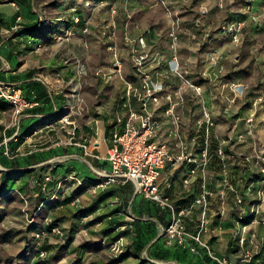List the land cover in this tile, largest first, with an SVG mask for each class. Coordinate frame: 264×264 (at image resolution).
<instances>
[{
	"label": "crops",
	"instance_id": "obj_1",
	"mask_svg": "<svg viewBox=\"0 0 264 264\" xmlns=\"http://www.w3.org/2000/svg\"><path fill=\"white\" fill-rule=\"evenodd\" d=\"M244 2L0 0V83L14 84L30 105L15 113L12 106L0 104V222L6 217L17 220L8 207L21 204V230L15 237L23 251L21 264H218L213 255L226 264H264L263 245L249 244L253 231L248 224L257 214L264 216V175H257V181L247 179L249 169L242 165L253 159L260 172L264 167V151L258 153L250 144L264 142V88L251 96V84L241 75L245 59H254L264 80V32L250 33L249 22L247 42L237 47L221 31L222 25L248 19ZM253 4L264 11V0ZM40 14L49 17L42 21ZM172 34L178 37L174 49ZM125 37L150 56L148 70L164 86L160 104L152 107L161 123L158 141L168 142L174 154L179 152L178 137L191 149L197 143L204 148L206 117L215 125L209 135V163H202L203 148H186L196 163L160 171L161 193L177 211L186 210L187 231L200 234L210 252L200 246L192 252L190 239L184 246L169 244L165 231L171 211L145 199L133 183L96 186L99 173L111 168L106 158L117 117L123 118L124 130L129 115L141 112L134 97L129 107L121 104L127 88H139L141 78L131 63L133 44ZM97 56L112 62L106 68L114 73L111 80L98 78L100 85L89 87L88 71L82 81L77 78V63L93 62ZM159 57L164 61L155 62ZM173 59L185 73L170 72L168 62ZM233 84L245 85V95L235 97ZM168 95H173L171 102ZM79 98L85 105L76 115ZM253 101L259 104L250 110ZM173 103L182 125L194 122L200 127L191 140L169 133L172 123L166 111ZM252 111L259 112L258 134L250 133L252 125L246 122ZM65 118L68 125L63 124ZM222 147L227 150L223 163L216 153ZM235 148L242 152L239 168L229 161L228 151ZM227 180L236 183V193L225 191ZM210 191L215 195L206 197L204 207L196 205ZM237 196L250 199L247 204L252 206L241 212ZM203 219L208 220L204 230ZM37 233L43 234L37 248L48 252L45 259L32 250ZM118 240L124 250L114 258L110 251Z\"/></svg>",
	"mask_w": 264,
	"mask_h": 264
},
{
	"label": "built area",
	"instance_id": "obj_2",
	"mask_svg": "<svg viewBox=\"0 0 264 264\" xmlns=\"http://www.w3.org/2000/svg\"><path fill=\"white\" fill-rule=\"evenodd\" d=\"M245 14L248 15L247 20H240L231 22L221 26V31L227 35L231 41L237 46H241L245 42L246 29L248 22L254 23L258 27L264 26V14L257 13L254 7L247 3L245 6ZM255 10V11H254ZM79 18L76 19V22ZM172 45L174 49L178 42V37L175 34L171 35ZM126 43L132 45L131 63L134 71L141 77L140 87L135 88L132 84L127 88L125 95L121 98V104L123 107H129V103L132 97H134L140 104L141 112L138 116L130 114L127 122L125 123L124 130H120L123 124V118L117 117L113 126V130L110 134V139L113 143V147L108 151L107 161L111 164V168L103 170L99 173V180L96 183L98 188H107L113 185H123L128 182L134 184L136 191L141 193L145 199L154 202L162 210H170L172 213V220L166 228L165 234L169 244L178 243L181 246L185 245V241L190 239L193 241V245L190 247L192 252H196V247L200 246L210 252V247L207 243L201 240L199 235H191L187 231L185 217L186 210L182 209L177 211L174 205L170 203L169 198L163 195L160 191V171L167 166L176 167L186 162L196 163L192 160L191 153L187 152L188 147L177 139L175 148L179 150L177 154L172 153L169 143L164 141H158L159 129L161 128L160 121L155 116L153 106H158L162 100L161 93L164 91V86L155 81L151 73L148 70V65L152 62L149 55L140 53L138 50L136 41L126 38ZM163 62L164 58L159 57L155 62ZM170 72L173 74L182 75L181 68L176 60H170L168 62ZM115 66L120 68L118 61L115 62ZM113 69L111 71L98 70L95 75L98 78H103L107 81L112 79ZM185 73V72H183ZM87 76V67L85 63H77V78L82 81ZM186 83L183 82L181 88H185ZM233 93L235 97L244 96L247 87L242 84L232 85ZM196 92H200V88H195ZM173 95L166 96V100L171 102ZM182 98L179 102H182ZM7 104L15 109V113H20L22 109L29 107L30 105L23 99L21 91L16 88L14 84L0 83V104ZM83 99L79 98L78 106L75 108V114L81 115L83 111ZM179 105V104H178ZM177 103L170 105L166 111L167 117L175 127V135L180 127L181 117L176 112ZM255 113H251L247 119V123L251 125L254 122ZM64 123L69 124L65 118ZM207 128L205 131L204 148L202 152V163H209L210 157L208 154V148L210 147V129L214 126V123L210 117H206ZM251 133V130H250ZM186 146V147H185ZM216 153L221 160V163L225 162V152L221 148H217ZM260 159V157H259ZM262 159V157H261ZM261 173L264 175V167H261ZM49 181V178L46 179ZM264 184V178L262 179ZM187 184V183H186ZM225 191L230 193H236V186L233 181L227 180L225 182ZM264 195V188L261 191ZM215 193L212 191L205 192L196 201V205L204 207L206 204V197H213ZM221 199L225 198V193L220 195ZM245 199L241 196L236 197V206L244 208ZM223 215V213H222ZM257 225H261L264 229V216L258 215L252 220ZM203 230L208 225V220L203 219L201 221ZM250 225V224H249ZM246 227H243L245 230ZM202 230V231H203ZM255 235L252 234L251 237ZM42 233H37L36 238H42ZM261 245L264 247V238ZM260 245V244H259ZM258 246V245H256ZM118 249V243L114 244L113 250ZM37 253L40 258L45 259L48 256V252L37 249ZM213 260L218 264H226V260H223L215 255L212 256Z\"/></svg>",
	"mask_w": 264,
	"mask_h": 264
},
{
	"label": "rangeland",
	"instance_id": "obj_3",
	"mask_svg": "<svg viewBox=\"0 0 264 264\" xmlns=\"http://www.w3.org/2000/svg\"><path fill=\"white\" fill-rule=\"evenodd\" d=\"M244 3H245V6L247 3H250L254 7L253 0H248V1L245 0ZM256 12H257V10H256ZM257 13L264 14V11H262V12L258 11ZM40 15H41L42 21H46V17H49L48 14H40ZM250 28H251L250 33L253 30H256V31L262 30V32H264V26L258 27L252 22L250 23ZM90 38L94 39L92 36ZM246 42H247V29H246V36H245L244 44H246ZM248 43H252V42H250V40H249ZM112 48L109 49V51L113 52V55H114L115 51ZM106 53H108V52L106 51ZM253 60L254 59H245L244 62L246 64V66L244 68H242V73H241V75L245 76V78L251 84V87H250L251 96L253 95V93H252L253 91L260 94V93H262L261 91L264 88V80H263V78H261V70L259 71V69L261 67L258 66V68H256ZM85 65H86L87 71H88L87 84L89 85V87L90 86L91 87H97L98 85H100L101 82H100V79H98V77L95 75V73L101 69L107 70L106 67L111 68L113 63L112 62H109V63L103 62L101 57L97 56L93 62H88V63L86 62ZM262 69H264V65H263ZM254 70H255V73H253ZM257 71H259L260 74H257L256 73ZM37 77L40 80H42L43 82H46V79L43 78L40 74H37ZM92 91H94V90H92ZM256 102H257V104H259V101H253V103L251 104L252 107H250V110H252L253 108H255L257 106V105H255ZM84 105H85V103H84ZM258 111H257V113H255L253 111L251 112V113H255V118H254L255 120L251 124L252 127L250 129L252 134H255V133L258 134L259 133V131H258L259 129L257 130V125H256L257 124L256 119H257V116L259 113ZM190 121H192V120H190ZM63 124H66V123H64V121H63ZM66 125H68V124H66ZM170 127L172 129H170L171 132H169V133H172V137H174L175 127H174V129H173V125H171ZM214 127H215V125L210 129V132H212V129ZM238 128L240 129L241 125H239ZM199 130H200L199 125H196L194 122H190L189 124H186V125L180 124L177 135L178 136L181 135L182 138H183V136H185L188 140H191L198 133ZM169 133H168V135H169ZM240 133L245 134L244 131L240 132ZM177 139L180 140V137H178ZM182 144L188 145V149L192 150L193 152H195L197 150H202V148H203L201 145H199V143H197L196 147H194L192 149L190 148V145H189L190 143L186 144L185 142H183ZM250 144H253L256 147V150L258 151V153H261L262 151H264V142L263 143L251 142ZM222 150L225 153L227 151V150H225L224 147H222ZM238 153H242V152H237V148H235L233 150V152L228 151V155L230 157L229 161L234 163V165H235L234 167H236V168L240 167V166H238L237 163L239 160H241ZM248 154H250V153H248ZM253 161H254L253 159H251L249 161L245 160V164H242V162H241V164L245 165L247 167V169H249V175H247V179L251 178L250 180L257 181L258 180L257 175H260L261 172H260L259 167ZM243 185L245 186L244 183H243ZM245 190L246 189L243 188V191H245ZM250 201H251L250 199H248V200L245 199L244 207L245 206H252L250 204H247V202H250ZM8 209L10 210L11 215L13 214L14 216L17 217V220H11L10 217L9 218L6 217V219H4L3 221L0 222V264H21V258L24 257V256H22L23 251L20 250L21 245L19 242H17L18 241L17 238H15L16 233L21 230V204L19 202H14V203L12 202V204H10ZM23 210H24V212H27L25 209H23ZM23 210H22V212H23ZM252 220H250L248 224H250V229H251V231H253V233H251V235L254 234L255 236L249 238V241H250L249 244L252 246H256V245H259L263 242L262 239L264 238V230H263V227L261 225H257ZM10 235H11V237H10ZM36 236H37V234L33 235V238H32V243H33L32 250L35 251V253H36V250L38 249L37 246L42 241V238L37 239ZM123 242H124V240H123ZM116 243H118V249L113 250V247L115 244V243H113L112 249L110 251L114 258H118L123 253V250H124L122 240H118V241H116ZM41 259H39V260L41 261ZM28 263H30V262H28ZM36 264H39V263H36Z\"/></svg>",
	"mask_w": 264,
	"mask_h": 264
}]
</instances>
